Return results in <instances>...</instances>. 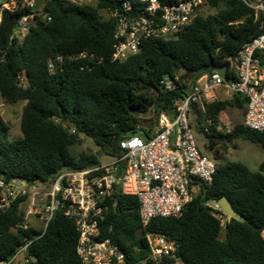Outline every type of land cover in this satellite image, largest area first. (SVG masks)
Wrapping results in <instances>:
<instances>
[{"label":"trees","instance_id":"1","mask_svg":"<svg viewBox=\"0 0 264 264\" xmlns=\"http://www.w3.org/2000/svg\"><path fill=\"white\" fill-rule=\"evenodd\" d=\"M45 1L51 21L33 25L23 39L13 36L14 29L29 9L8 10L0 3V95L7 103L25 101L21 137L10 139L11 127L0 115V179L6 183L50 182L63 169L99 165L98 155L73 154L72 148L83 137L101 152L120 156V141L148 134L141 124L142 114L155 109L153 131L160 114L174 116L181 94L262 33L261 18L242 0H207L202 10L209 15L196 17L173 39L145 40L138 53L119 63L112 60L115 21L102 15L117 0H96V6ZM82 53L93 55L94 60L78 59ZM58 56L63 66L50 73L48 62ZM257 56L264 63V52ZM177 75L181 79L177 90L168 91L159 84ZM246 105L244 97L234 95L206 103L204 111L195 109L207 151L234 139L264 148V132L250 130L243 123L228 133L220 129L221 115L229 107L245 114ZM215 164L213 181L198 185L199 192L180 216L155 218L145 229L137 198L116 190L101 232L124 252L125 264H149L142 262L150 253L147 234L175 242V255L183 264H264V162L258 171L238 161ZM2 192L0 187V203ZM223 197L243 218L226 220L224 227L206 204ZM26 200L27 196L18 197L0 211V263L10 261L29 242L28 264H82L76 249L79 233L63 211L55 212L45 230L20 227L26 221L22 209Z\"/></svg>","mask_w":264,"mask_h":264},{"label":"built area","instance_id":"2","mask_svg":"<svg viewBox=\"0 0 264 264\" xmlns=\"http://www.w3.org/2000/svg\"><path fill=\"white\" fill-rule=\"evenodd\" d=\"M114 8L107 9L105 17L115 21L114 52L112 60L122 63L139 52L147 39L170 40L183 32L192 21L203 14L207 0H117ZM256 17L261 18L262 33L246 43L239 53L229 59L227 79L216 70L200 77L175 101L174 116L159 115L157 125L144 137L140 135L120 141L121 155L115 161L83 169H63L50 182L28 184L21 180L6 183L0 179L3 189L0 211L5 210L18 197L27 196L32 207L29 215L38 214L35 203L41 205V220L45 230L56 211L61 210L73 220L79 233L77 254L82 264H125V254L111 238L103 237L101 225L114 205L116 190L124 196L137 198L139 216L145 229L155 218L177 217L194 197L198 185L209 184L216 173V164L199 148L192 124L195 109L204 111L205 104L216 100H229L240 95L247 100L243 125L253 131L264 132V63L257 53L264 52V0H242ZM29 9L15 25L14 35L23 39L30 28L42 21H51L38 0H21L14 5ZM4 8V7H2ZM1 19V18H0ZM78 59L94 56L80 54ZM101 61H96L98 64ZM61 56L50 59L48 70L61 69ZM88 66V65H87ZM233 78L228 79L229 76ZM18 78L25 85L23 76ZM180 76L166 77L159 84L168 91L177 90ZM205 131H208L206 128ZM116 186L118 189H116ZM224 227L227 215L217 201L206 203ZM112 230V226L109 227ZM149 255L142 261L149 264H183L175 255L176 243L165 236L147 234ZM264 239V233H263ZM29 242L18 248L10 261L28 264L25 251Z\"/></svg>","mask_w":264,"mask_h":264},{"label":"rangeland","instance_id":"3","mask_svg":"<svg viewBox=\"0 0 264 264\" xmlns=\"http://www.w3.org/2000/svg\"><path fill=\"white\" fill-rule=\"evenodd\" d=\"M19 1L21 0H0V3H4L2 5V7L4 8L9 7L10 9H13L14 5L17 4ZM71 1H74L80 5L96 6L97 4L96 0H71ZM45 2H46L45 0H39L38 1L39 8L44 7ZM209 13H210L209 11L204 9L202 16H207L209 15ZM102 15L105 16V13L102 12ZM24 105H25V101H19L16 103H7L5 102V100H3V98L0 95V115L11 127V134H10L11 140L21 137L20 122H21V115ZM141 118H142L141 124L144 128L153 127L156 121L155 109H152L149 112L142 114ZM191 118H192L193 127L196 131V137L201 152L206 156H208L210 159H212L214 162L224 164L228 161L240 160L242 158V155L250 159H255V161L264 160V150L261 148V146L243 139H234L229 142L220 143L214 151H207L205 149L206 139L204 138V134L199 129L195 112L192 113ZM221 121H223L222 129L225 131V133H228L233 129L235 125L243 121L242 111L235 107H229L227 111L221 115ZM72 152L75 156H78L80 153L83 152L98 155L100 162L102 164H108L115 161L114 156L106 154L105 152L104 153L101 152L100 147L96 146L92 140L85 137L82 138V142L79 145H76L75 147L72 148ZM198 192L199 189L195 188L194 195H196ZM35 206H37L36 208L38 214L29 215L30 224L33 227L37 228L38 230H43L44 222L41 220L42 214L39 213L41 211V205L37 201L35 203ZM31 207H32V201L30 199H27L22 205V209L25 211L26 216L28 215V212L30 211ZM221 238H223V236ZM22 257H23L22 255L18 256L17 262L15 264H20L22 261Z\"/></svg>","mask_w":264,"mask_h":264},{"label":"water","instance_id":"4","mask_svg":"<svg viewBox=\"0 0 264 264\" xmlns=\"http://www.w3.org/2000/svg\"><path fill=\"white\" fill-rule=\"evenodd\" d=\"M227 69H228V65L227 64H223V65H218L215 67V70L225 79H227ZM135 114L138 116V111H135ZM144 137H146V134H143ZM36 184L41 183V181H36ZM218 204L221 206V208L223 209L224 213L227 215L228 220H232L233 218H237V219H243L234 209L232 202L226 198L223 197L218 201Z\"/></svg>","mask_w":264,"mask_h":264},{"label":"crops","instance_id":"5","mask_svg":"<svg viewBox=\"0 0 264 264\" xmlns=\"http://www.w3.org/2000/svg\"><path fill=\"white\" fill-rule=\"evenodd\" d=\"M243 114V113H242ZM221 119V118H220ZM243 119H244V114H243ZM223 122V121H221ZM243 123V121L241 122ZM152 128H148L147 131L149 132ZM222 131H224L222 128H220ZM225 132V131H224ZM258 145V144H257ZM260 146V145H259ZM262 148V146H261ZM264 150V148H262ZM256 151H259V150H256ZM238 162H241L243 164H245L251 171H258L259 170V167L261 165V163L264 162V160H258V161H255V159H250L246 156H243L242 155V158L240 160H236Z\"/></svg>","mask_w":264,"mask_h":264}]
</instances>
